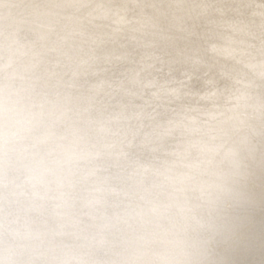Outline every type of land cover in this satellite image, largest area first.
I'll use <instances>...</instances> for the list:
<instances>
[{
  "label": "clouds",
  "instance_id": "9594fccd",
  "mask_svg": "<svg viewBox=\"0 0 264 264\" xmlns=\"http://www.w3.org/2000/svg\"><path fill=\"white\" fill-rule=\"evenodd\" d=\"M0 264H264V0H0Z\"/></svg>",
  "mask_w": 264,
  "mask_h": 264
}]
</instances>
